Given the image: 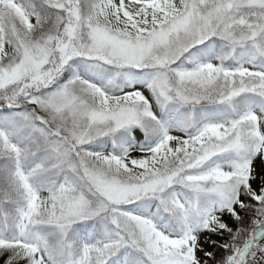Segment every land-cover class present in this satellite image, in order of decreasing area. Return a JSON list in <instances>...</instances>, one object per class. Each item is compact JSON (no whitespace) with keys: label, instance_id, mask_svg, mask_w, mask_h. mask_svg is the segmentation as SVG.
<instances>
[{"label":"snow or ice","instance_id":"snow-or-ice-1","mask_svg":"<svg viewBox=\"0 0 264 264\" xmlns=\"http://www.w3.org/2000/svg\"><path fill=\"white\" fill-rule=\"evenodd\" d=\"M0 264H264V0H0Z\"/></svg>","mask_w":264,"mask_h":264}]
</instances>
